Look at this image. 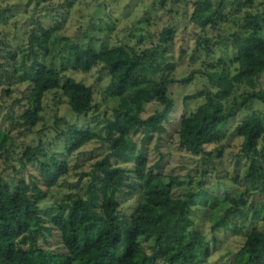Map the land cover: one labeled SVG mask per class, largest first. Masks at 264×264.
Masks as SVG:
<instances>
[{
    "label": "trees",
    "instance_id": "16d2710c",
    "mask_svg": "<svg viewBox=\"0 0 264 264\" xmlns=\"http://www.w3.org/2000/svg\"><path fill=\"white\" fill-rule=\"evenodd\" d=\"M241 8L244 9L241 18L230 17L229 9L238 12ZM5 12H0V20ZM229 20L238 28L227 39L234 48V56L228 61L220 58L209 63L210 69L192 71L182 79L165 74L160 79L154 77L167 67V54L175 36L170 27H164L158 42L151 46L140 49L119 44L100 51L72 40L59 24L51 27L37 22L28 27L20 50L21 62L13 64V74L20 81L30 82V90L22 113L10 118L9 127L0 128V158L20 148V168L26 170L32 165L36 173L29 175V181L24 177L14 181L0 174V194L12 212L8 218H0V264L207 262L211 247L206 236L194 228L190 212L197 205L213 209L215 196L202 181L198 189H189L181 196L171 195L170 189L181 182L175 176H170L166 184L157 182L158 163L149 165L144 146L152 134L166 131L175 107L168 92L170 85L188 84L196 74L205 76L208 86L185 98H203V102L180 118L176 132L179 147L200 155L204 162L221 156L220 143L226 137V126L238 109L249 101L264 104V89L247 92L243 101L230 107L225 104L237 86L255 89L264 74V0L194 1L190 21L202 31L216 29ZM202 38L208 53L209 38ZM214 44L220 45V41ZM16 55L12 53L11 59L15 60ZM98 65L107 71L111 95L120 98L119 104L104 115V135H98L89 125L75 124H68L56 134L67 155L97 140L110 148L93 161L81 187L61 195L52 193L50 203H43L47 196L39 194L41 185L47 191L53 190L60 178L69 174V165L65 159L43 152L39 142L19 147L12 130L17 128L22 137L33 133L42 117L45 94L54 90L61 91L75 114L91 113L96 107L93 88L65 72L89 71ZM149 103H156L158 108L143 117ZM65 123L66 119L60 118L56 126ZM140 133L144 135L143 147L137 148L134 137ZM236 133L243 140L236 154V171L242 156L252 166H259L258 174L242 176L244 182L254 185L245 190L248 197H257L255 201H248L244 195L230 197L223 213L214 211L211 228L245 235L233 264H264V108L242 120ZM208 145L215 147L207 151ZM130 173L135 184L127 182ZM83 174L78 175L81 178ZM125 187L128 196L140 189V201L130 215L136 222L133 231L124 227L120 210ZM50 228L58 233L59 251L40 245L39 240L51 232ZM139 236L150 239L149 251L140 249Z\"/></svg>",
    "mask_w": 264,
    "mask_h": 264
},
{
    "label": "rangeland",
    "instance_id": "374dc122",
    "mask_svg": "<svg viewBox=\"0 0 264 264\" xmlns=\"http://www.w3.org/2000/svg\"><path fill=\"white\" fill-rule=\"evenodd\" d=\"M195 0H0V12H5L0 20V128L10 126V118L18 117L25 105L26 96L30 90V82L20 81L13 74V64L20 63L22 57L21 48L24 46L27 30L30 25L41 22L45 26L56 27L59 24L62 32L72 40L91 45L97 51L109 48L113 45L124 44L128 47L145 48L158 42L159 32L164 27L174 30L175 36L167 54L165 67L154 75L160 79L162 75L182 79L192 71L210 69L209 63H216L220 58L227 61L234 56V48L228 44L230 33L237 30V26L231 21L222 22L218 28H207L202 31L198 25L190 21V15L194 8ZM216 1V0H214ZM231 8V7H229ZM231 10L230 17L241 18L244 9L238 12ZM228 7H226V12ZM62 23V24H61ZM209 38V51L206 52L203 38ZM264 38V31L262 32ZM220 41V45L214 42ZM16 53L15 60L11 54ZM68 76L83 81L94 90L95 109L87 116L75 114L68 106L67 99L61 91L47 92L43 101L42 117L34 132L26 137L18 134L17 128L12 130L15 141L19 147L36 145L40 143L43 152L55 154L65 159L69 165V174L60 178L57 186L51 191L41 185L39 194L45 195L43 203H50L51 194L61 195L63 192L76 191L87 181L85 173L90 170L94 160L105 154L110 146L101 144L99 140L87 143L77 152L67 155L61 148V141L57 134L68 124L77 127L91 126L98 134L105 133L104 115L119 104V99L111 95L109 88V76L102 65H98L89 71L68 70ZM208 86L206 77L196 74L188 84L173 83L169 87V95L175 101L166 131L162 134H152L145 141V152L149 165H156V180L166 184L170 176H175L181 182L170 189L171 195L181 196L189 189L199 188L203 185L215 196L216 206L210 207L197 205L190 212L194 221V228L206 236L211 247V255L204 264H233L235 255L245 240V235L235 234L230 230L217 229L212 231L211 217L215 213H223V206L227 205L230 197L244 195L248 201H255L256 197L247 195L246 189L251 190L252 183L244 182L245 174L256 175L259 166H252L250 160L244 156L240 159V167L236 171L237 155L243 143L236 133L237 125L253 111L263 110L264 104L260 101L246 102L236 111L226 126V137L220 143L222 154L212 158L208 162L201 160L200 155H192L181 149L177 141V126L180 118L192 112L196 106L203 102V98H185L187 95L200 92ZM264 89V74H262L255 89L246 85L235 88L231 96L225 100L230 107L240 103L246 97V93ZM158 108L156 103L145 105L143 117L152 114ZM60 118L67 123L56 126ZM143 134L134 137L137 148L143 147ZM59 140V141H58ZM215 145L206 146L210 151ZM20 148L8 157L0 158V174L10 180H18L24 177L29 181V175L35 174V167L30 165L28 169L20 168L18 157ZM130 165V163H120ZM245 165V166H244ZM79 173H84L80 178ZM127 182L135 184V178L129 174ZM121 196V213L124 215L123 225L133 231L136 222L130 215L140 201V189L132 196L126 193ZM226 200V201H225ZM229 203V202H228ZM230 206H233L230 204ZM12 215L10 207L3 201L0 194V218L6 219ZM50 233L42 237L40 245L53 251L60 250L58 233L52 228ZM138 243L143 252L149 251L150 239L139 236Z\"/></svg>",
    "mask_w": 264,
    "mask_h": 264
}]
</instances>
